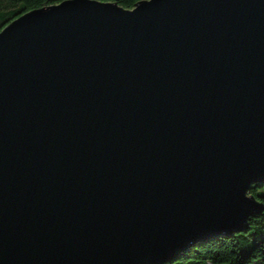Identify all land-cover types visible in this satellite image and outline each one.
I'll list each match as a JSON object with an SVG mask.
<instances>
[{
    "label": "water",
    "instance_id": "obj_1",
    "mask_svg": "<svg viewBox=\"0 0 264 264\" xmlns=\"http://www.w3.org/2000/svg\"><path fill=\"white\" fill-rule=\"evenodd\" d=\"M264 0H65L0 31V264H167L263 206Z\"/></svg>",
    "mask_w": 264,
    "mask_h": 264
},
{
    "label": "trees",
    "instance_id": "obj_2",
    "mask_svg": "<svg viewBox=\"0 0 264 264\" xmlns=\"http://www.w3.org/2000/svg\"><path fill=\"white\" fill-rule=\"evenodd\" d=\"M65 0H0V31L20 15ZM115 2L131 10L142 0H96ZM249 196L262 204L263 210L252 215L248 228L229 237H220L207 243H197L183 256L167 264H264V185L254 184Z\"/></svg>",
    "mask_w": 264,
    "mask_h": 264
}]
</instances>
